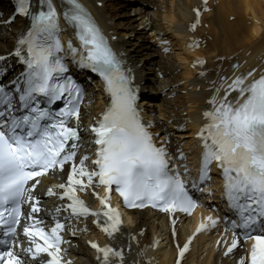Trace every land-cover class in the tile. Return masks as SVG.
Listing matches in <instances>:
<instances>
[{
	"label": "snow or ice",
	"instance_id": "snow-or-ice-1",
	"mask_svg": "<svg viewBox=\"0 0 264 264\" xmlns=\"http://www.w3.org/2000/svg\"><path fill=\"white\" fill-rule=\"evenodd\" d=\"M10 3V11L0 13V33L15 41L0 51V264H73L63 245L71 247L75 232L68 239L67 219L50 226L41 215L42 196L53 201L56 213L68 212V219L96 218L108 240L90 244L99 264H152L140 255L137 235L131 237L135 249L112 243L123 233L111 196L118 194L126 210H160L174 224L177 215L203 207L213 166L224 180L229 213L219 220L208 216L198 232L224 222V232L233 237L218 241L224 258L244 249L235 264H264V64L244 72L236 64L212 82L206 123L198 133L202 167L188 180L186 166L174 167L187 157L173 148L170 134L162 136L142 119L134 74L125 70L82 0ZM207 10L203 0L193 31ZM62 35L69 37L66 45ZM9 61L21 66L20 75L11 73ZM77 69L98 77L107 96L105 110L89 126L82 108L88 89L74 78ZM57 176L59 182L52 183ZM86 200L98 201L101 211L91 212ZM172 236L175 264H183L191 239L181 244L175 229Z\"/></svg>",
	"mask_w": 264,
	"mask_h": 264
},
{
	"label": "bare ground",
	"instance_id": "bare-ground-1",
	"mask_svg": "<svg viewBox=\"0 0 264 264\" xmlns=\"http://www.w3.org/2000/svg\"><path fill=\"white\" fill-rule=\"evenodd\" d=\"M82 2L97 19L125 68L134 74L142 119L146 123L152 121L154 131L162 136L171 135L173 148L187 157L183 165H179L180 169L185 170L186 166L192 175L197 169L200 154L195 135L204 124L203 113L208 108L212 82L236 64L240 65V72L264 64V0H210V10L202 13L200 26L195 31L190 30L189 24L194 18L193 10L201 7L200 0ZM9 10L6 3L0 2V13ZM23 27V21H18L17 28ZM16 35H19L18 31ZM191 37L200 39L198 49L188 47ZM14 42L7 32L0 33V51H6ZM197 60L205 64L191 68ZM94 84V88L88 89L89 101L83 108L85 126L106 108L107 100L101 87L97 82ZM214 180L217 183L204 190L205 194H212V199L205 198L201 210L202 214L213 218L226 214L225 209L219 213L209 210V202H221L220 181ZM56 182V179L52 181ZM86 201L95 207V202ZM43 207L46 209L44 213L54 212L52 200L44 201ZM191 223L192 219H180L175 223L180 243L193 233ZM172 231L164 216L143 211L131 214L124 221L123 234L112 243L122 248L131 245L135 249L137 241L131 237L137 235L142 246L140 255L145 261L173 264L176 256L173 245L177 241ZM220 231L219 227L195 236L183 264H235L244 249L237 252L235 258L225 259L222 256L224 247H216L215 242L224 236L230 241L231 234L221 235ZM67 233L73 243L71 247L66 244L65 249L73 264H93V254L86 242H104V237L95 230L92 219L72 220ZM250 246L247 244V249L250 250Z\"/></svg>",
	"mask_w": 264,
	"mask_h": 264
},
{
	"label": "rangeland",
	"instance_id": "rangeland-1",
	"mask_svg": "<svg viewBox=\"0 0 264 264\" xmlns=\"http://www.w3.org/2000/svg\"><path fill=\"white\" fill-rule=\"evenodd\" d=\"M250 26V25H249Z\"/></svg>",
	"mask_w": 264,
	"mask_h": 264
}]
</instances>
